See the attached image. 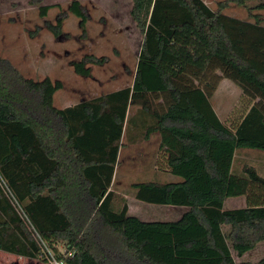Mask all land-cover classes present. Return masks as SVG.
<instances>
[{
    "label": "trees",
    "instance_id": "16d2710c",
    "mask_svg": "<svg viewBox=\"0 0 264 264\" xmlns=\"http://www.w3.org/2000/svg\"><path fill=\"white\" fill-rule=\"evenodd\" d=\"M132 1L142 35L132 87L59 109L61 81L27 78L0 58V174L26 215L0 187V250L46 262L35 230L68 264H264L236 263L231 252L242 257L264 243V173L235 169L240 149L264 151V18L255 13L264 3L223 0L213 9L203 0ZM233 4L251 20L226 15ZM68 10L85 36L81 3ZM56 22L49 26L58 37L64 17ZM108 62L86 54L71 65L89 77L92 66ZM225 78L246 107L229 124L211 103ZM133 106L155 118L164 164L180 180L131 189L143 202L187 207L177 221L146 222L129 215L126 202L115 207L110 188ZM233 197L247 206L225 209Z\"/></svg>",
    "mask_w": 264,
    "mask_h": 264
},
{
    "label": "rangeland",
    "instance_id": "374dc122",
    "mask_svg": "<svg viewBox=\"0 0 264 264\" xmlns=\"http://www.w3.org/2000/svg\"><path fill=\"white\" fill-rule=\"evenodd\" d=\"M75 0H0V58L9 60L21 73L33 80L50 78L61 81L64 87L54 95V105L65 108L86 99L104 95L130 84L137 70L138 55L142 44V35L131 19L129 8L132 0H77L81 3L87 17L86 34L80 25V19L69 12V5ZM215 9L223 0H203ZM264 3L254 0L250 5ZM52 6L45 17L41 8ZM224 13L240 20H251L247 10L231 5ZM264 18V10H255ZM59 15L64 17L62 34L56 37L49 25H56ZM113 17L122 22L117 24ZM113 19V20H112ZM106 56L109 62L103 66H92L89 77L75 73L72 62L81 60L84 55ZM241 89L231 80L224 82L211 98L218 117L227 124L241 116L245 106L242 104ZM249 154L240 153L235 158V169L242 171L253 166L264 173V151L240 149ZM123 158V157H122ZM162 181H173L175 176L163 174ZM244 197L228 198L225 208L245 206ZM163 208V217L159 221H174L180 211ZM147 211V210H145ZM149 220V219H148ZM227 234L230 228L223 227ZM64 252V249L61 248ZM237 263H257L264 259V243L239 257L231 248ZM0 264H49L40 259L11 256L1 258Z\"/></svg>",
    "mask_w": 264,
    "mask_h": 264
},
{
    "label": "crops",
    "instance_id": "0c3cea01",
    "mask_svg": "<svg viewBox=\"0 0 264 264\" xmlns=\"http://www.w3.org/2000/svg\"><path fill=\"white\" fill-rule=\"evenodd\" d=\"M131 8L132 6H130L129 8L128 11L129 13L131 11ZM113 18L115 19V22L117 24L122 23L119 18L117 17H113ZM135 77H136V73H134L133 80L131 81L130 84H127L124 87L118 88L117 90H114L112 92L119 91L127 87H132L134 84ZM223 82L224 79L219 83L217 91ZM86 100H90V99H86ZM86 100H82V101H86ZM65 108H59V109H65ZM156 127L158 126L156 125L155 118L152 119L150 117H144L142 115L140 107L133 106L128 109L127 121L124 124L122 137L119 143L117 164L115 166V171L110 188V191H113L115 194V200H114L115 207L117 206L119 207L120 206L119 204H121L122 206V204L126 202L128 205V214L131 216H135L141 219L142 221H146V222L159 221L156 219H160L161 217H163L162 214L160 213L163 208H169V207L174 208L176 206L151 204L138 200L137 198H135L131 186L135 183H144V182L168 183V182H177L180 180L176 176H175L176 179L173 181L162 180L164 179L163 174L165 173H168L170 175L172 174L169 172L168 168L166 167V164H164L162 158L163 151L161 149L162 138L159 131H156ZM240 153L249 154V151L244 150V151H240ZM158 176H160L159 179L162 181L158 180L157 178ZM244 202H246V199H244ZM244 205L245 206L240 208H245L247 206V203ZM240 208H231V209H240ZM176 210H179L180 213L178 218H176V220L174 221L179 220L183 216V214L188 211V208L178 207ZM160 222H170V221H160ZM11 256H17L20 258L22 257L0 250L1 258L4 257L9 259L11 258Z\"/></svg>",
    "mask_w": 264,
    "mask_h": 264
},
{
    "label": "built area",
    "instance_id": "2783aa9c",
    "mask_svg": "<svg viewBox=\"0 0 264 264\" xmlns=\"http://www.w3.org/2000/svg\"><path fill=\"white\" fill-rule=\"evenodd\" d=\"M0 187L4 191L5 195L10 199L11 203L16 208V210L20 214V216L22 218H25L26 215H25L23 209L21 208V206L17 202L16 198L13 196V194H12V192L8 186L7 180L1 174H0ZM33 237L35 239V242L39 245V247L41 249L42 257L45 259V261L47 263H49V264H68L65 262V260L63 258H58V256L55 254L53 249L47 244V242L45 240H43L41 238V236L35 230H33ZM60 251H61V248H60ZM61 252H63V251H61Z\"/></svg>",
    "mask_w": 264,
    "mask_h": 264
}]
</instances>
